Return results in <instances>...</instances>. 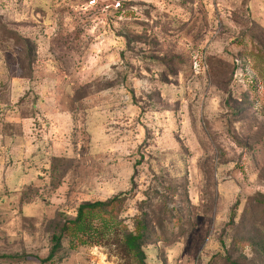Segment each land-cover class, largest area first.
I'll use <instances>...</instances> for the list:
<instances>
[{"label": "rangeland", "instance_id": "rangeland-1", "mask_svg": "<svg viewBox=\"0 0 264 264\" xmlns=\"http://www.w3.org/2000/svg\"><path fill=\"white\" fill-rule=\"evenodd\" d=\"M88 1L0 0V264H136L112 233L40 261L116 196L147 264H264V0Z\"/></svg>", "mask_w": 264, "mask_h": 264}, {"label": "trees", "instance_id": "trees-1", "mask_svg": "<svg viewBox=\"0 0 264 264\" xmlns=\"http://www.w3.org/2000/svg\"><path fill=\"white\" fill-rule=\"evenodd\" d=\"M120 205L119 196L105 201L84 202L77 207L73 218L62 216L52 233L49 254L40 261H50L63 248L65 242L69 248H74L77 245L100 243L112 233L117 237L124 254L136 264H147L144 246L148 243V223L145 218L136 216L133 229L129 230L118 221L117 209ZM258 207L264 211V199L259 202ZM262 227L264 230V222Z\"/></svg>", "mask_w": 264, "mask_h": 264}, {"label": "built area", "instance_id": "built-area-1", "mask_svg": "<svg viewBox=\"0 0 264 264\" xmlns=\"http://www.w3.org/2000/svg\"><path fill=\"white\" fill-rule=\"evenodd\" d=\"M133 1L135 0H89L80 6L78 12L93 17L104 10H121L125 4Z\"/></svg>", "mask_w": 264, "mask_h": 264}]
</instances>
